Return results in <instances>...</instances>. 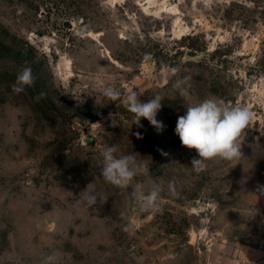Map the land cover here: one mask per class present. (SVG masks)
Masks as SVG:
<instances>
[{
    "label": "rangeland",
    "instance_id": "rangeland-1",
    "mask_svg": "<svg viewBox=\"0 0 264 264\" xmlns=\"http://www.w3.org/2000/svg\"><path fill=\"white\" fill-rule=\"evenodd\" d=\"M24 66L35 86L17 94ZM185 76L188 98L173 86ZM103 86L162 96L165 130L132 124ZM205 98L254 119L239 160L196 173L175 127ZM105 145L148 165L134 182L161 185L160 212L96 179ZM260 186L264 0H0V264H264Z\"/></svg>",
    "mask_w": 264,
    "mask_h": 264
},
{
    "label": "clouds",
    "instance_id": "clouds-1",
    "mask_svg": "<svg viewBox=\"0 0 264 264\" xmlns=\"http://www.w3.org/2000/svg\"><path fill=\"white\" fill-rule=\"evenodd\" d=\"M35 80L32 68L24 66L17 73L12 90L17 94L22 93L26 88L34 87ZM189 81L190 77L185 76L177 79L173 85L184 98L190 96ZM101 93L109 101L115 102L118 107L123 105L132 113V124L143 127L140 121L144 118L149 121L157 134L165 130L166 126L156 118L162 107V96L157 94L142 101L135 90L128 89L126 94L122 95L114 86H103ZM45 96L44 92H40L35 99L39 102ZM253 119L254 114L248 106L229 104L219 98H205L198 103L185 106L184 114L177 118L175 134L183 147L196 151L199 158H193L191 166L194 172L200 173L206 170L208 161L216 158L233 161L242 157V143ZM136 136L138 139L143 138L139 132ZM160 151L162 155H168L163 150ZM100 155L102 161L96 179H102L114 190L128 191L130 188L131 192H128V195L139 205L141 211L152 213L161 211L160 200L163 190L161 185L153 184L151 189L145 192L143 185L134 182L138 176L150 175L147 164L138 161L135 155L118 154L116 145H105ZM174 186L175 181L168 182L172 194H175ZM260 190L264 191V186H260ZM81 193L89 208L97 205L98 199L100 202L102 200L98 193L90 191L88 187ZM54 260V256H48L45 264H52Z\"/></svg>",
    "mask_w": 264,
    "mask_h": 264
},
{
    "label": "crops",
    "instance_id": "crops-1",
    "mask_svg": "<svg viewBox=\"0 0 264 264\" xmlns=\"http://www.w3.org/2000/svg\"><path fill=\"white\" fill-rule=\"evenodd\" d=\"M251 264H254V262H253V263H251Z\"/></svg>",
    "mask_w": 264,
    "mask_h": 264
}]
</instances>
